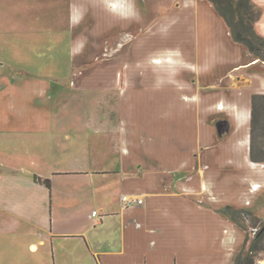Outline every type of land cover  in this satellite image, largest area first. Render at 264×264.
Masks as SVG:
<instances>
[{"label": "crops", "instance_id": "obj_1", "mask_svg": "<svg viewBox=\"0 0 264 264\" xmlns=\"http://www.w3.org/2000/svg\"><path fill=\"white\" fill-rule=\"evenodd\" d=\"M67 1V43L24 38L16 60L30 67L0 70V264L18 236L28 251L49 243L53 264L85 258L76 245L95 264H234L247 215L264 221V163L250 159L264 62L204 0ZM252 1L264 37V0ZM61 46L71 79L52 82L38 60ZM104 55L131 68L124 88ZM68 99L92 111L56 115ZM124 195L142 203L126 208Z\"/></svg>", "mask_w": 264, "mask_h": 264}, {"label": "rangeland", "instance_id": "obj_2", "mask_svg": "<svg viewBox=\"0 0 264 264\" xmlns=\"http://www.w3.org/2000/svg\"><path fill=\"white\" fill-rule=\"evenodd\" d=\"M67 2V0H0V70L6 72L15 65H21L24 68L30 67L29 60H16L21 53L24 54L26 44L24 38H42L44 40L42 44L44 50L51 48L48 43L52 38L60 37L63 45H65V41L67 43V39L71 36L69 32L71 21L67 10ZM182 2L186 3L189 0H169V9L180 8ZM205 4L208 5V2L205 1ZM28 44L30 45V42ZM64 48V46H61L60 54L57 52V61L49 59L45 51H42V58L38 60L39 68L44 73H51L55 76V78H51L52 82L61 78H65L67 81L71 79V62L68 56V50L66 49L64 51ZM108 49L110 51L111 47H108ZM111 56L104 55L109 60L103 62V66L107 65L110 69L108 72V80L117 78L115 84L124 88L127 85L126 81L130 79L129 73L131 68L127 67L126 69L118 70V66ZM56 90L53 92H56ZM54 111L59 116L70 115L82 117L92 110L82 100L68 99L64 103L60 102L54 108ZM255 127L253 144L255 149L259 151V107L256 110ZM58 180L63 181V178H58ZM245 224L252 228V230L249 229L247 232L249 238H252L263 226L264 221H260L257 224L254 217L247 215ZM14 239L12 240V249H10V252H6L4 264H53V254L49 243L41 246L37 240H34L37 248L35 250L29 249L28 251L23 242H18L20 240L19 236L14 237ZM55 242L57 243L59 241ZM9 244H11V241H9ZM76 246L82 250L85 257L79 261L80 254L77 252L78 261L76 264H95L94 260L92 261L91 259L90 261L89 256L85 253V246Z\"/></svg>", "mask_w": 264, "mask_h": 264}, {"label": "trees", "instance_id": "obj_3", "mask_svg": "<svg viewBox=\"0 0 264 264\" xmlns=\"http://www.w3.org/2000/svg\"><path fill=\"white\" fill-rule=\"evenodd\" d=\"M214 8L215 12L226 24L230 37L234 43L242 45L255 58L264 62V37L255 29V22L259 20L261 8L252 0H205ZM251 108V138L250 159L253 162L264 163V95L252 96ZM259 107V151L254 147V132L256 130V110ZM33 180L44 185L50 191V181L34 176ZM219 213L227 216L237 225L242 224L240 214L230 206L222 207ZM264 224L254 237L247 235L242 247L235 254L234 264H255L260 253H264Z\"/></svg>", "mask_w": 264, "mask_h": 264}, {"label": "built area", "instance_id": "obj_4", "mask_svg": "<svg viewBox=\"0 0 264 264\" xmlns=\"http://www.w3.org/2000/svg\"><path fill=\"white\" fill-rule=\"evenodd\" d=\"M122 201L126 208L132 207L134 205H139L142 203L139 199H130L128 196L124 195L122 196ZM93 215H96V212H93Z\"/></svg>", "mask_w": 264, "mask_h": 264}]
</instances>
